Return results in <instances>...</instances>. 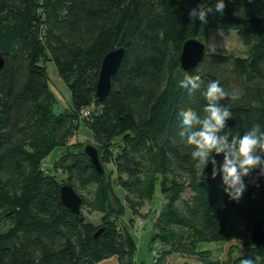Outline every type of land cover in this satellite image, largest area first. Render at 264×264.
Instances as JSON below:
<instances>
[{"label": "trees", "instance_id": "obj_1", "mask_svg": "<svg viewBox=\"0 0 264 264\" xmlns=\"http://www.w3.org/2000/svg\"><path fill=\"white\" fill-rule=\"evenodd\" d=\"M223 2V14H210L203 25L190 21L189 11L214 7L216 0H0V264H145L134 258L130 225L157 184L164 201L151 215V243L161 247L149 264H238L243 257H260L264 264V243L249 240L255 220L264 231L259 169L244 178L246 191L232 201L221 176L211 178V164L200 182L192 148L178 136V113L203 115L211 81L239 93L220 101L232 113L225 131L242 136L257 123L264 130V0ZM211 28L234 29L246 54L206 49L196 66L181 70L182 42L206 37ZM118 46L124 56L110 90L96 99L101 58ZM46 59L70 92V108L58 113ZM185 74L200 77L192 95L180 87ZM84 121L104 175L82 153L85 142L68 141ZM56 146L63 147L53 163L65 174L61 181L40 164ZM213 155L222 162V154ZM63 181L81 196V219L61 204ZM126 209L130 225L119 222ZM84 210L99 212L100 223ZM240 221L249 227L242 253L221 259L200 246L236 235Z\"/></svg>", "mask_w": 264, "mask_h": 264}, {"label": "clouds", "instance_id": "obj_2", "mask_svg": "<svg viewBox=\"0 0 264 264\" xmlns=\"http://www.w3.org/2000/svg\"><path fill=\"white\" fill-rule=\"evenodd\" d=\"M225 4L223 0H216L215 6L204 9L200 5L189 11L190 21L198 20L201 24L208 23L210 14H223ZM201 80L199 76L185 74L180 81V87L189 95L199 90ZM206 105L203 115L188 109L181 110L179 117L178 136L181 143L191 146V158L196 162L197 176L201 181L207 179L204 170L211 164V178L219 174L223 190L232 201H239L246 191L244 178L249 176L253 169H259L258 176L264 177V130L260 124H254L248 131L231 135L225 131L226 121L232 119V113L220 101L231 98L236 100L239 93L236 90L226 91L219 81L207 84L203 93ZM223 155L218 164L214 155ZM260 257H243L238 264H258Z\"/></svg>", "mask_w": 264, "mask_h": 264}, {"label": "rangeland", "instance_id": "obj_3", "mask_svg": "<svg viewBox=\"0 0 264 264\" xmlns=\"http://www.w3.org/2000/svg\"><path fill=\"white\" fill-rule=\"evenodd\" d=\"M202 41L206 45L208 52L217 53H233L238 56H243L246 54V46L240 41L237 33L234 29L229 28H211L208 36L202 37ZM45 72H46V82L49 90L53 94L52 100V110L54 113L61 112L65 109H69L70 104V92L67 82L56 70L53 60H44ZM68 140V139H67ZM68 141H81L92 142V131L90 127L84 122L78 124L77 128L71 135ZM63 151L62 146H56L50 150L40 161L42 168L46 169L48 172H55L58 180H64L65 174L59 169L53 168V163L60 156ZM116 192L122 196V189L118 186H114ZM186 193V192H185ZM164 201L160 193L158 184L155 186L153 197L150 201H146L140 209V212L134 215V219L131 225L127 222L131 213L126 209L123 215L119 216V222L129 224L132 228V235L136 242V252L134 258L138 262L149 264L153 258V255L161 247L158 241L151 243L152 235L154 233V228L151 225V215L155 208L158 209L161 203ZM84 215L88 220L95 224L100 223V213L99 212H86L83 211ZM151 218V219H150ZM249 227H246L241 221L238 223V232L236 235L232 236L228 240L219 242H200V246L204 248H209L214 257H220L221 259H227L230 256H235L244 251L243 246L246 242V235Z\"/></svg>", "mask_w": 264, "mask_h": 264}, {"label": "water", "instance_id": "obj_4", "mask_svg": "<svg viewBox=\"0 0 264 264\" xmlns=\"http://www.w3.org/2000/svg\"><path fill=\"white\" fill-rule=\"evenodd\" d=\"M206 45L201 37L186 38L181 45L179 53V68L188 71L196 66L205 54ZM124 56V47L118 46L108 50L101 58L98 79L96 82L94 97L103 99L110 90L111 76L116 72ZM4 57L0 51V69L3 66ZM82 153L88 158L90 164L98 175H104L105 169L100 160L99 151L92 142H85L82 146ZM58 193L62 206L78 218H82L80 210L81 196L72 187L69 181H63L58 185ZM103 226L98 227L93 233L96 238L102 231ZM249 240L255 246L264 243V231L260 219L255 220L251 228Z\"/></svg>", "mask_w": 264, "mask_h": 264}, {"label": "built area", "instance_id": "obj_5", "mask_svg": "<svg viewBox=\"0 0 264 264\" xmlns=\"http://www.w3.org/2000/svg\"><path fill=\"white\" fill-rule=\"evenodd\" d=\"M87 114H88V110H86V109H81V111H80V115H81V116H87Z\"/></svg>", "mask_w": 264, "mask_h": 264}]
</instances>
